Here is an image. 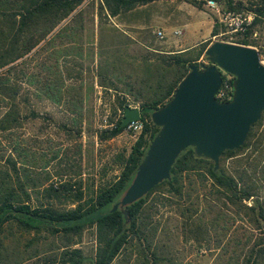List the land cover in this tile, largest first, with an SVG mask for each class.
I'll use <instances>...</instances> for the list:
<instances>
[{
    "label": "trees",
    "instance_id": "obj_1",
    "mask_svg": "<svg viewBox=\"0 0 264 264\" xmlns=\"http://www.w3.org/2000/svg\"><path fill=\"white\" fill-rule=\"evenodd\" d=\"M155 1L158 0H0V133L10 135L23 126L25 119L38 116L31 109L28 114L25 112L29 97L21 94L22 83L33 86L37 97H44L78 117L85 98L98 86L116 96L115 110L121 115L124 107L133 102L139 105L141 120H146L130 151L117 156V174L111 180L100 178L95 186L92 182V187L84 186L81 172L69 169L72 167L58 173L62 179L56 184H29L20 167L34 163L36 155L15 141L12 148L15 156L8 155L5 159L12 174L0 168V264L9 261L6 234L13 229L21 234H33L30 243L40 235L53 237L52 244L57 245L59 253L55 255L57 260L48 256L46 264H179L163 236H158L159 231L162 234L160 223L152 220L159 203L174 207L178 218L174 233L185 241L205 243L215 228L226 233L236 222L254 227L259 236H248L243 241L244 248L234 251L224 264H264V197L258 194L261 185L264 186V112L243 146L223 152L220 161L235 160L230 167L222 164L214 170L210 159L198 157L188 147L176 158L170 179L127 206V217L120 209L111 211L132 181L149 142L158 131L151 121V112L171 98L189 64H198L201 57L206 59L204 51L211 43L210 39L202 42L196 54L189 53L191 48L164 52L147 46L135 56L121 50L120 39L126 36L115 27H102L106 24L102 19ZM181 1L198 9L213 1L223 5L224 11H238L246 5V11L252 15L249 29L232 42L255 45L250 40V28L264 21V0ZM94 4L102 28L98 37L90 40L88 36L93 35V28L90 30L88 24L94 23V18L87 17L85 12ZM103 30L106 34L101 35ZM218 33V20L214 19L210 36ZM38 56L40 60L30 69L32 73H28L25 66ZM89 59L95 62L90 86L81 71L68 67L70 63L82 70V61ZM120 120L102 130L98 139L105 141L123 132L125 127L120 126ZM248 148L251 149L248 155L241 157V152ZM57 154L54 152L49 158L41 155L42 167L46 168ZM2 158L3 155L0 163ZM67 176H70L68 180ZM72 176L79 178L72 181ZM197 183L202 188H197ZM205 188H209L208 195L199 193ZM28 189H32L34 198ZM200 197L206 205L201 208ZM209 214L212 216L208 217ZM87 229L93 230L96 244L92 257L74 247ZM234 240L242 243L239 238ZM16 252L12 254L14 259L22 255V251Z\"/></svg>",
    "mask_w": 264,
    "mask_h": 264
},
{
    "label": "rangeland",
    "instance_id": "obj_2",
    "mask_svg": "<svg viewBox=\"0 0 264 264\" xmlns=\"http://www.w3.org/2000/svg\"><path fill=\"white\" fill-rule=\"evenodd\" d=\"M95 6V4L91 5L85 12L87 17L94 18V23H89V27L87 26L90 30L93 28L91 31L93 35L90 34L88 38L95 40L100 33L99 29L102 27H115L126 36L119 38L123 43L120 48L121 50L125 49V52L127 51L130 56L144 52L147 46L158 48L164 52H176L179 47L170 46L168 40L174 36L169 32V28L172 25L174 16L177 14L176 12L181 8L179 6H183L181 10L186 11L190 16L195 17L194 12H197L181 0H158L128 13L104 18L102 20L106 24H102V27H100L98 16L95 14ZM245 8L246 5L240 7L238 11H224L223 5L215 4L212 7L205 4L199 15L200 31L206 37V40H211V43L216 40L228 42L237 40L246 33L252 20V15ZM214 19L218 20L219 33L217 36L211 37L207 30L210 23L213 25ZM250 29L252 30L250 40L255 42V45L249 46L258 50L260 59L264 63V21ZM102 33L106 34V31L103 30L101 35ZM201 47V43L196 44L189 50V53L196 54ZM39 58L40 56L35 60H31L25 66L28 73H32L29 71L34 67V63L40 60ZM82 62V70L70 63H68V67H71L75 72L81 71L85 83L90 86L95 71V62L90 59ZM198 63L207 64V60L201 57L198 59ZM13 74L20 76L18 72H13ZM17 80H21V78H17ZM33 91V86L27 83L21 84V94H27L29 97L25 104V107H27L25 112L28 114L31 109L38 116L25 119L23 126L10 135L0 133V156L3 155L0 168L7 169L12 174L11 166L5 163V159L8 155L15 156L12 148L15 141H19L27 151L36 155L34 163L24 164L20 167L21 175L29 184L33 183L37 186H47L50 183L56 184L62 179L58 173L66 167H72L69 169L81 172L80 178L84 186L89 185L92 187V182L95 186L99 183L100 178L104 181L111 180L119 170L116 162L117 156L127 154L138 136V133L134 134L124 129L123 132L112 139L105 141L98 139V134L102 130L110 127L111 123L122 117L120 111L115 110L116 96L95 86L94 90H91L85 98L84 109L81 116L78 117L68 113L64 108L53 104L44 97H37ZM130 105L139 108L138 103L132 102ZM250 150V148L243 150L240 156L246 157ZM54 152H58L57 157L50 161L46 168H43L44 162L41 155L49 158V155L51 156ZM234 161V159L220 161V166L223 164L225 167H230ZM69 177L67 176L66 179L68 180ZM78 178L74 176L71 180L75 181ZM259 182L262 183L261 180ZM197 188L202 187L197 183ZM28 191L33 197L32 189H28ZM258 192L260 196L264 197L263 185H261ZM199 193L208 195L209 188L200 189ZM200 199L203 200L200 208L206 206L204 199L202 197ZM156 207L155 212L157 214L154 215L152 220L160 223L159 228L162 229V234L159 231L158 236H163V241L173 252V257L179 264H224L229 255L244 248L243 241L248 236H259L258 230L254 227L252 228L245 222H236L229 226L226 233H221L215 228L210 234V240L205 243H197L193 240L185 241L181 236L174 233L178 220L174 207L162 203L157 204ZM211 216L212 214L208 215V217ZM171 233L173 234L171 235ZM6 235L7 251L10 254L9 261L6 264H46L50 258L54 257L57 260L55 255L59 253V250L57 245L52 244L53 237L51 236L40 235L37 241L30 243L34 238L33 234H21L13 229L11 233L8 232ZM234 238H239L242 243L238 244ZM55 242L58 244L57 240ZM95 245L93 230L87 229L83 232L80 242L74 247L80 248L86 256L92 257ZM36 250L38 251L36 252ZM16 251H22V255L18 259H14L13 256L17 253ZM33 251L36 253H33ZM48 256L51 257L48 258Z\"/></svg>",
    "mask_w": 264,
    "mask_h": 264
},
{
    "label": "water",
    "instance_id": "obj_3",
    "mask_svg": "<svg viewBox=\"0 0 264 264\" xmlns=\"http://www.w3.org/2000/svg\"><path fill=\"white\" fill-rule=\"evenodd\" d=\"M204 55L207 64H189L171 98L151 112V121L158 131L111 211L120 209L127 217V206L170 179L176 158L188 147L198 157L210 159L217 170L223 152L243 146L251 128L260 120L264 112V63L258 50L216 40ZM223 71L234 77L233 94L228 101L215 98ZM140 118V108L127 105L120 126L126 127Z\"/></svg>",
    "mask_w": 264,
    "mask_h": 264
},
{
    "label": "crops",
    "instance_id": "obj_4",
    "mask_svg": "<svg viewBox=\"0 0 264 264\" xmlns=\"http://www.w3.org/2000/svg\"><path fill=\"white\" fill-rule=\"evenodd\" d=\"M184 2V1H183ZM187 3V2H185ZM151 4V3H150ZM193 9H195V17L190 16L186 13V11L181 10L183 6H179L181 8L176 12L177 14L174 16V20H172V25L169 28V32L173 34L169 40L168 44L170 46H178L179 49L177 51H184L194 47L196 44L202 43L206 41V37L200 31V14L203 11L202 9H198L195 6L187 3ZM149 5V4H148ZM147 6V5H145ZM142 6V7H145ZM199 13V14H198ZM213 25L210 23L208 27V34L211 33Z\"/></svg>",
    "mask_w": 264,
    "mask_h": 264
},
{
    "label": "built area",
    "instance_id": "obj_5",
    "mask_svg": "<svg viewBox=\"0 0 264 264\" xmlns=\"http://www.w3.org/2000/svg\"><path fill=\"white\" fill-rule=\"evenodd\" d=\"M207 4L212 6V7L215 6V3L213 1H208ZM233 79H234V77L231 74L226 73L224 71L222 72V83H221L219 90L215 94V98L218 101H228L232 98ZM145 121L146 120H141V118L138 120H135V121H131L127 124L125 129L129 132L134 133V134H136V133L139 134L143 130Z\"/></svg>",
    "mask_w": 264,
    "mask_h": 264
}]
</instances>
